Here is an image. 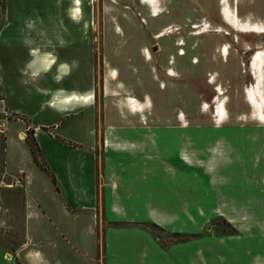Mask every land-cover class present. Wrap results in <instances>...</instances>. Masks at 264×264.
I'll return each instance as SVG.
<instances>
[{"label":"rangeland","instance_id":"rangeland-1","mask_svg":"<svg viewBox=\"0 0 264 264\" xmlns=\"http://www.w3.org/2000/svg\"><path fill=\"white\" fill-rule=\"evenodd\" d=\"M142 1L148 26L137 31L149 52L140 64H124L129 79L106 87L120 101L128 95L119 127L104 125L99 61L96 68L97 149L126 157L114 159L109 180L100 175L99 264L109 229L124 227L147 231L168 253L190 248L192 264H264V0ZM100 3L93 4L98 39ZM4 5L0 0L2 11ZM114 66L106 68L111 79ZM26 142L44 168L33 137ZM1 182L0 244L10 260L23 241L24 177ZM108 184L111 213L118 214L112 228L104 224Z\"/></svg>","mask_w":264,"mask_h":264},{"label":"crops","instance_id":"crops-1","mask_svg":"<svg viewBox=\"0 0 264 264\" xmlns=\"http://www.w3.org/2000/svg\"><path fill=\"white\" fill-rule=\"evenodd\" d=\"M99 1L102 2L99 39L95 32L94 0L93 4L80 0L78 15L76 0H5L3 11L0 7V98L4 100L0 111L7 113L5 116L0 112V181L16 174L24 177L23 241L10 260L4 257L0 244V264H99L100 175L103 174L104 181L109 180L112 167L118 164L114 159L126 157L119 152L106 154L105 147L104 152L97 149V63L101 67L104 125L119 127L125 118L128 95L123 102L116 98L120 93L109 87L106 90L112 82L110 69L106 68L115 64V81L119 77L129 79L132 75L124 64L129 60L140 64L144 50L149 52L144 34L137 31L148 26L141 2ZM153 7L156 9L158 5ZM153 7L149 6L152 10ZM28 21H35L34 29H27ZM170 25L174 24H165L163 28ZM25 38L35 41L32 55L23 44ZM61 39L65 41L63 47L59 44ZM49 40L51 45L47 43ZM29 61H33V66L27 69L29 75H25ZM73 61L78 66H72ZM64 63L70 66L68 75L60 70ZM33 71L40 74L35 80L30 76ZM58 75L63 77L59 83L55 80ZM122 85L126 90L129 88L125 83ZM93 94L95 98L91 97ZM133 94L140 95L137 91ZM69 97L77 103L70 105ZM89 97L91 100L85 102ZM67 121L69 129L64 128ZM28 136L37 144L44 168L34 162L26 142ZM105 145L110 147L107 138ZM102 156L107 157V162L100 172ZM132 176V182H141ZM3 185L1 182L0 188ZM105 189L104 208L109 211L106 214L105 210L104 224L112 228L111 216L118 219V214L111 213L112 187L108 184ZM179 252L162 250L142 229H109L105 264H192L190 248Z\"/></svg>","mask_w":264,"mask_h":264},{"label":"clouds","instance_id":"clouds-1","mask_svg":"<svg viewBox=\"0 0 264 264\" xmlns=\"http://www.w3.org/2000/svg\"><path fill=\"white\" fill-rule=\"evenodd\" d=\"M34 25H35V21H28V22L26 23V27H27V29H29V30L34 29ZM34 43H35V41H33V40L30 39V38H25V39L23 40V44H24V46H26V47L29 48V55H32V47H31V46H32ZM47 43H48L49 45H51L52 41L49 40ZM59 44H60L61 47H63V46H65V41L61 39V40L59 41ZM32 66H33V61H29V62L27 63V65H26V69H25V71H24V74H25V75H29V72L27 71V69H31ZM72 66H78V62H77V61H73V62H72ZM60 70L63 72L64 75H68V74H70V70H71V69H70V66H69L67 63H64V64H61V65H60ZM39 75H40V74L37 73V72H35V71H33V72L30 73V76H31V78H32L33 80H35ZM62 78H63L62 76H59V75H58V76L55 77V80H56L57 83H59V82H61ZM0 83H2V80H0Z\"/></svg>","mask_w":264,"mask_h":264},{"label":"bare ground","instance_id":"bare-ground-1","mask_svg":"<svg viewBox=\"0 0 264 264\" xmlns=\"http://www.w3.org/2000/svg\"><path fill=\"white\" fill-rule=\"evenodd\" d=\"M76 2H77L76 4H77L78 7H76V9H75V13L78 15V14H80V7H79V6H80L81 3H80V0H76ZM181 45H184V44H181ZM224 51H227V50L224 48ZM179 55H183V56H184V55H185V52H184V51H180V52H179ZM110 78H111V77H110ZM116 79H117V77H116ZM116 79H111V80H112V81H115ZM91 97H94V96L91 95ZM91 97H90V98H91ZM128 100H129V101H134V99H132L131 97H129ZM67 101H68V102L70 103V105H72V106H73L74 104L77 103V100H76L75 98H72V97H69V98L67 99Z\"/></svg>","mask_w":264,"mask_h":264},{"label":"built area","instance_id":"built-area-1","mask_svg":"<svg viewBox=\"0 0 264 264\" xmlns=\"http://www.w3.org/2000/svg\"><path fill=\"white\" fill-rule=\"evenodd\" d=\"M90 2H91V1H90ZM3 103H4V100H3L2 98H0V106H2ZM0 112L3 113L5 116H7L6 111L1 110ZM16 183H17V185H18V184H21V181H20L19 179H17Z\"/></svg>","mask_w":264,"mask_h":264},{"label":"trees","instance_id":"trees-1","mask_svg":"<svg viewBox=\"0 0 264 264\" xmlns=\"http://www.w3.org/2000/svg\"><path fill=\"white\" fill-rule=\"evenodd\" d=\"M31 154H32V156H33V160H34V162L36 163L37 161H36V156H35V154L32 152V150H31ZM42 168V167H41ZM52 180H53V182H54V178H52Z\"/></svg>","mask_w":264,"mask_h":264},{"label":"flooded vegetation","instance_id":"flooded-vegetation-1","mask_svg":"<svg viewBox=\"0 0 264 264\" xmlns=\"http://www.w3.org/2000/svg\"><path fill=\"white\" fill-rule=\"evenodd\" d=\"M154 47H156V46H154ZM154 47H153V48H154ZM153 48H152V51H153ZM156 48H157V47H156ZM157 50H158V48L156 49V51H153V52H157Z\"/></svg>","mask_w":264,"mask_h":264},{"label":"water","instance_id":"water-1","mask_svg":"<svg viewBox=\"0 0 264 264\" xmlns=\"http://www.w3.org/2000/svg\"><path fill=\"white\" fill-rule=\"evenodd\" d=\"M156 49H157V48H156V47H154V48H153V51H156Z\"/></svg>","mask_w":264,"mask_h":264}]
</instances>
